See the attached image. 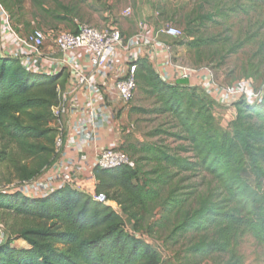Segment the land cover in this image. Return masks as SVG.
Masks as SVG:
<instances>
[{
    "label": "trees",
    "instance_id": "16d2710c",
    "mask_svg": "<svg viewBox=\"0 0 264 264\" xmlns=\"http://www.w3.org/2000/svg\"><path fill=\"white\" fill-rule=\"evenodd\" d=\"M0 2L10 9L8 0ZM136 76L145 94L159 105L158 112L176 121L179 131L170 136L188 145L179 152L157 145L141 149L144 160L156 165L155 179L142 180L136 161L134 169L96 170V193L134 220L137 233L144 231L141 223L153 210L159 208L165 215L183 210L187 198L181 188L172 187L164 200L162 188L173 186L182 173H206L216 187L186 212L173 234L195 232L197 242L188 253L202 261L229 254L227 262L214 264H240L236 246L242 236L250 234L264 247V102H238L230 129L223 131L213 114L214 101L201 89L164 83L146 58L139 60ZM66 82L65 74L52 78L30 73L19 61L0 56V135L36 160L24 165L10 161L21 182L37 178L54 162L52 108L58 103V85L64 88ZM6 161L7 149L0 152V165ZM247 167L255 186L244 178ZM2 209L32 224L18 233L27 248L13 247L10 239L0 241V264H162L151 243L128 233L123 217L89 193L65 187L47 198L30 199L1 189Z\"/></svg>",
    "mask_w": 264,
    "mask_h": 264
},
{
    "label": "rangeland",
    "instance_id": "374dc122",
    "mask_svg": "<svg viewBox=\"0 0 264 264\" xmlns=\"http://www.w3.org/2000/svg\"><path fill=\"white\" fill-rule=\"evenodd\" d=\"M8 0L9 11L16 28L23 34L36 28H59L77 31L79 25H90L99 30H135L137 35L140 19L153 24L155 30L172 25L183 31V37L165 36L172 55L179 63L189 66H211L219 81L234 85L253 81L256 86L264 82V3L249 0ZM131 9L130 17L123 16ZM141 20V21H142ZM126 35V34H124ZM132 33V36H135ZM127 37H131L126 35ZM138 80L134 100L128 105L122 122L123 144L121 149L134 161L141 172V179H155V163L144 160L141 149L146 146H163L179 152L185 141L171 137L177 133L176 121L168 114L158 112L159 105L145 94ZM218 127L228 131L236 114L224 107L213 110ZM7 149L9 161L0 165V190L17 185L19 181L11 168L10 161L22 165L36 160L28 158L17 144L10 143L0 135V152ZM191 156L190 153H182ZM245 180L255 186V179L249 167ZM180 187V193L187 198L180 214H163L155 209L146 214L141 223L144 231L135 232L136 224L123 215L116 204L117 212L124 219L125 229L151 243L161 254L162 264H214L227 262L229 254H216L202 261L188 253L197 242L195 232L174 235V229L183 220L186 212L199 206L200 200L216 187L213 178L203 172L182 173L173 186L162 188V199H166L172 187ZM32 222L9 211L0 210L2 240H12L13 247L27 248L19 239L20 230ZM236 260L240 264H264V247L250 234L239 239L236 246Z\"/></svg>",
    "mask_w": 264,
    "mask_h": 264
},
{
    "label": "built area",
    "instance_id": "2783aa9c",
    "mask_svg": "<svg viewBox=\"0 0 264 264\" xmlns=\"http://www.w3.org/2000/svg\"><path fill=\"white\" fill-rule=\"evenodd\" d=\"M131 14V9L123 12L125 17ZM159 32L183 37V31L172 25ZM154 42L156 38L143 30L127 37L116 28L99 30L90 25H79L76 32L36 28L23 34L0 2V56L19 61L30 73L52 78L67 75L65 87H57L58 103L52 108L50 127L56 134L54 162L37 178L5 190L30 199L47 198L65 187L74 188L82 178L94 185L92 190L83 192L117 212L112 206L115 202L96 193L94 172L122 166L134 169L135 161L121 146H104L87 156L83 145L101 141L104 129L118 122L123 108L134 100L138 88L137 64ZM163 49L169 56L163 70L157 73L164 83L174 85L178 80L189 79L187 87L201 89L213 101L221 98L227 107L236 108L240 101L252 106L264 102V82L256 86L249 80L229 86L219 81L211 66L179 63L168 45H163ZM111 135L118 137L114 131ZM69 151L75 154L68 156Z\"/></svg>",
    "mask_w": 264,
    "mask_h": 264
},
{
    "label": "crops",
    "instance_id": "0c3cea01",
    "mask_svg": "<svg viewBox=\"0 0 264 264\" xmlns=\"http://www.w3.org/2000/svg\"><path fill=\"white\" fill-rule=\"evenodd\" d=\"M145 17H146V15L144 14L143 20L140 19L139 29L137 30V33H139L141 30H143L145 33H147V35L155 37L156 42H154L153 45H150L147 48V50L144 53L142 58H146L156 72L162 71L163 67L165 65L164 63L166 61V58L169 56L168 53L163 49V45H168L166 43V40H165V36H167V35L160 33L159 32L160 29L158 31H156L153 24L145 21ZM123 30H124L123 31L124 34H126L128 36H132V33H133V35L136 34V33H134L135 30H129V31H127L126 29H123ZM75 54L78 55L79 53L77 52ZM214 104H215V109H217L218 107H224L227 109V111H231V112H234L236 114V108L227 107L224 103H222L221 98H218L216 101H214ZM123 109H125V110L121 111L118 122H116L112 126L104 129L101 141H99L97 144H91L90 143L88 145H86V144L83 145V148H84L87 156L90 155L92 153V151H94L96 149H101L104 146L115 147V146H121V144H123V139H122L123 133H121V130L123 129V127L121 124L124 120L125 112L127 111V109H129V107H125ZM112 131L118 133V137L116 139L113 138V136L111 135ZM73 153L74 152L69 151V152H67V155L72 156ZM83 154L84 153L80 154V156H82ZM80 164H83V163L80 162ZM93 186L94 185L92 184V182H90V181L89 182H86V181L83 182L82 178H81V180H79V182L77 183V185L73 189L83 192V190H89V189L92 190Z\"/></svg>",
    "mask_w": 264,
    "mask_h": 264
},
{
    "label": "water",
    "instance_id": "95a60500",
    "mask_svg": "<svg viewBox=\"0 0 264 264\" xmlns=\"http://www.w3.org/2000/svg\"><path fill=\"white\" fill-rule=\"evenodd\" d=\"M178 85H183V86H189L190 85V80L189 79H181L177 81Z\"/></svg>",
    "mask_w": 264,
    "mask_h": 264
}]
</instances>
